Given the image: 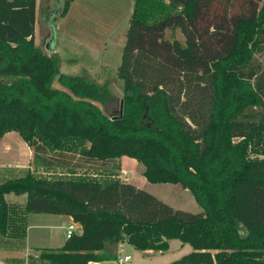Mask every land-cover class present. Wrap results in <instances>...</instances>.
I'll list each match as a JSON object with an SVG mask.
<instances>
[{"label":"trees","instance_id":"1","mask_svg":"<svg viewBox=\"0 0 264 264\" xmlns=\"http://www.w3.org/2000/svg\"><path fill=\"white\" fill-rule=\"evenodd\" d=\"M218 1L242 12L210 14ZM36 7L0 0V142L19 133L51 171L115 172L134 159L149 183L180 185L203 211L120 180L29 172L0 184V232L23 235L5 196L27 195L26 214L69 216L82 228L40 251L48 264L117 260L119 243L165 252L172 240L194 252L171 264H264V0H136L118 70L124 96L109 115L98 106L115 104L108 85L63 74L59 56L36 46ZM167 29H181L186 47L166 40Z\"/></svg>","mask_w":264,"mask_h":264},{"label":"rangeland","instance_id":"2","mask_svg":"<svg viewBox=\"0 0 264 264\" xmlns=\"http://www.w3.org/2000/svg\"><path fill=\"white\" fill-rule=\"evenodd\" d=\"M76 3L80 4V2ZM65 4L66 0H40L39 2L38 8L40 12L37 17L36 45L48 55L54 54L46 50L53 35L54 26L52 27L51 24H47L44 17L46 15L50 16L49 20L54 24L56 18L63 11ZM88 11L92 13L96 12L89 8L88 5L83 7L79 5L73 6L71 16L59 21L65 25L66 30L69 29L68 31L78 32L79 38L77 41L79 44H74L69 39L71 38L69 36L59 35L57 37V32H54L59 39L60 50L62 51L61 55L64 60L61 64V71L66 75L87 78L89 81L99 85H108L115 97V104L109 108L103 105L98 106L104 113L109 115L111 111H116L119 108V104L124 96V82L119 79L118 70L127 42V32L134 11V1L117 0V3L113 5L105 3L102 5V9L96 13L98 15L88 16ZM210 11V14L215 13L218 15L228 12L231 15L241 13L242 7L241 3L238 2L231 8H225L224 3L221 4L218 1L212 3ZM102 14L109 17L102 16L103 20H100ZM76 19H79L81 22L78 29L73 24V21ZM47 25L51 31L45 34V30L48 28ZM164 36L166 40L177 41L183 47L187 45L186 37L181 29H167ZM86 41H93L94 44L89 45ZM89 48L95 49L96 51H92ZM256 57L264 63V53L258 54ZM53 87L63 89L58 79L54 81ZM31 151V148L19 133L10 132L4 136L0 142V184L9 180L23 178L29 172L34 173L37 177L47 179L85 178L100 181L120 180L135 185L177 210L194 214L203 211L195 201L191 192L180 185H155L149 183L144 177V167L134 159L129 158L125 160L121 170L115 172L110 168L79 171L66 167L51 171L36 166ZM123 171H127L128 174L123 176ZM253 203L255 204L253 207H256L258 200L254 199ZM54 233H57L58 238L62 239L64 237L63 239H66V231H57ZM192 252H194V248L190 244L182 243L179 240H172L169 243L168 250L165 252L140 251L128 246L123 249L121 258L130 256L131 261L125 264H171Z\"/></svg>","mask_w":264,"mask_h":264},{"label":"crops","instance_id":"3","mask_svg":"<svg viewBox=\"0 0 264 264\" xmlns=\"http://www.w3.org/2000/svg\"><path fill=\"white\" fill-rule=\"evenodd\" d=\"M39 2L40 0H37L35 44H36L37 17H38V13L40 12L38 8ZM76 2H80V4H77ZM105 3L113 5L117 3V0H78V1L74 0L73 3L71 4L68 13L65 16H61V15L58 16L54 21L53 26H54V31L57 32V37H59V35H65L66 37L69 36L71 37L69 39H71V41H73L74 44H79V42L77 41V39L79 38L78 32L68 31L69 29L66 30L65 25H63V23L59 21L61 19H66L69 16H71V11L73 6L79 5L80 7H83L85 5H88L89 8H91L93 11L96 12L92 13L91 11H88L87 15L93 16V15H98L96 13L102 9V5H104ZM102 16L109 17L102 14L100 16V20H103ZM73 22H74L73 24L76 25L75 28L78 29V27L81 25L80 20L76 19ZM47 27L48 28L44 32L45 34L51 31L48 25ZM57 37H56V43H57L56 50L55 52L52 53H55L59 56L62 64L64 60L62 59L60 42ZM51 40L52 37L50 41ZM86 42L89 45L94 44L93 41H86ZM89 49L92 51H96L95 49H91V48ZM42 51L44 52V50ZM61 69H62V65H61ZM31 155L34 156L32 151H31ZM127 159L129 158L128 157L122 158L121 167L123 165V162H125V160ZM5 200L7 204L11 207H14L16 212L18 213V216H16L15 218H17L18 220H20V218H24V233L23 235L21 234L20 236H15L12 235L11 231L8 232L7 235L2 234L0 232V264H48L38 259V255L40 251L42 249H61L62 247H64V245L67 242V239H63L64 237L62 239L58 238L57 233L54 232L66 231L68 226L74 222L73 219L69 216H63V215L26 214L25 207L28 201L27 195L8 194L5 196ZM80 227L81 226H79V228ZM128 246L133 247L132 245L123 243L113 248V251L117 256V260L92 262L90 264H120V260H123L125 257H127L125 256L123 259L121 258L123 249ZM123 264H125V262Z\"/></svg>","mask_w":264,"mask_h":264},{"label":"built area","instance_id":"4","mask_svg":"<svg viewBox=\"0 0 264 264\" xmlns=\"http://www.w3.org/2000/svg\"><path fill=\"white\" fill-rule=\"evenodd\" d=\"M133 1L135 2L136 0H133ZM127 174H128L127 171L122 172L123 176H126ZM78 228H79V225L77 223H74V222L71 223L66 230V239L69 240L73 238L74 236H76ZM130 259H131L130 256H127L123 260H120V264H123L124 262L125 263L129 262Z\"/></svg>","mask_w":264,"mask_h":264},{"label":"water","instance_id":"5","mask_svg":"<svg viewBox=\"0 0 264 264\" xmlns=\"http://www.w3.org/2000/svg\"><path fill=\"white\" fill-rule=\"evenodd\" d=\"M54 29H53V35H52V40L50 41V43L47 45L46 49L49 52H55L56 50V33L54 34ZM82 234V228L80 227L77 231V235H81Z\"/></svg>","mask_w":264,"mask_h":264}]
</instances>
